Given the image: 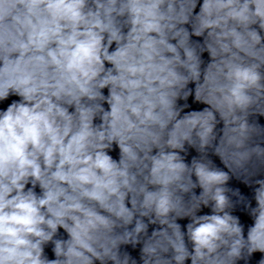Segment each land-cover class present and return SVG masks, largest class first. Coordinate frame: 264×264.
Returning <instances> with one entry per match:
<instances>
[{
  "label": "clouds",
  "instance_id": "clouds-1",
  "mask_svg": "<svg viewBox=\"0 0 264 264\" xmlns=\"http://www.w3.org/2000/svg\"><path fill=\"white\" fill-rule=\"evenodd\" d=\"M197 3L0 0V264H264V0Z\"/></svg>",
  "mask_w": 264,
  "mask_h": 264
}]
</instances>
